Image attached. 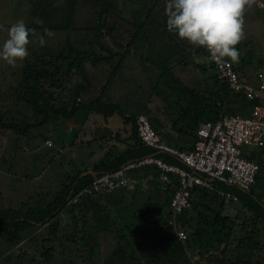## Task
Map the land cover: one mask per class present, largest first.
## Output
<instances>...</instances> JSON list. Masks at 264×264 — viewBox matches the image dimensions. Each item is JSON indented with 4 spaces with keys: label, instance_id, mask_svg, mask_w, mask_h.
<instances>
[{
    "label": "rangeland",
    "instance_id": "374dc122",
    "mask_svg": "<svg viewBox=\"0 0 264 264\" xmlns=\"http://www.w3.org/2000/svg\"><path fill=\"white\" fill-rule=\"evenodd\" d=\"M48 3L51 11L48 10ZM164 4L167 2L143 0L133 3V7L139 16L147 12L149 15L165 14ZM71 5L72 0H0V45L8 38L9 27L18 20H23L31 30L29 55L25 59L14 65L0 59V114L7 123L36 125L42 119L36 117L22 99V77L29 63L40 64L41 59L48 61L62 50L66 54L68 42L75 46L91 45L89 48L92 54L95 52L107 56V52L99 49L101 44L106 47L109 42L112 45H116L115 42L126 45L134 35V32L127 33V26L122 25L118 28L116 38L113 32L111 36L101 37L100 42L94 38V30L72 32V28L78 24L84 29H94L92 14L99 6L94 5L92 0H78V18L69 24L67 17ZM49 13V26H53L51 32L46 27ZM135 24L139 25V20L135 19ZM63 25L65 26L61 29L54 28ZM139 27H134L135 33L138 32L137 37L143 29ZM243 31V39L235 46L239 59L234 63L246 72H256L264 68V0H252L251 5L246 7ZM172 34L166 35L167 39L159 41L154 48L147 46L145 42V45L139 44L138 49L147 55L148 61H142L143 64L136 63L141 58L137 55L131 57L132 60L129 61L134 62L131 69L140 72L133 82L134 89L129 90L126 87L128 96H124L122 90H116L118 95L121 92V103L112 101L121 104L129 112L135 104L139 107L137 115H146L161 135L164 128H169L174 133V130L177 131L176 128L182 125L178 118L185 107L183 99H179L183 96L165 94V79L161 77L163 73H158L161 71L163 53H169L178 42L179 37ZM41 37L45 40L44 45L40 43ZM119 51L121 55L124 54V51ZM193 58L199 59L198 56ZM119 60L120 58L108 64L103 62L95 71L91 66L87 67L88 74L93 77V84L85 98L82 99L79 95L83 103H88L98 95L109 72L114 71ZM199 61L208 62V73L212 77L213 87L215 74L210 70L207 56H201ZM59 64L65 68V65ZM77 80L68 81L67 77H61L54 89H49L54 94L59 93V96L54 97V106H72L76 99L73 91ZM138 84L142 86L141 92L136 87ZM112 98L116 100V96ZM234 100L235 97L232 96L230 101ZM83 117V113H80L70 120L51 119L43 126L32 129L24 139L9 131L0 132V210L26 212L43 209L63 186L69 185L80 175L91 172L101 156L98 159L93 158L88 164L81 163V160L76 162L78 154L88 148L82 144L87 140L81 134L82 121H85ZM129 125L131 127L126 132L128 135L132 128ZM89 129L92 133L93 129ZM89 132H85V135H89ZM120 132L122 137L126 136L122 130ZM179 139L183 137L179 136ZM258 151L253 149L254 153ZM259 155L262 159L261 172L253 194L264 203V152ZM157 186L150 178H145L144 185L123 190V197H116L119 192L117 191L113 196H102L98 204L88 201L90 197L79 198L78 201L70 198L67 207L54 221L38 225L34 230L26 232L21 242L14 243L7 235L1 236L0 264H264V222L257 220L240 202L216 194H207L204 197L196 195L197 199L186 211L188 220L179 221L185 239L180 240L170 229V213L164 217L155 215L144 236L136 233L139 209L147 204L148 199L162 202L164 198L161 193L158 194ZM190 220L191 225H182ZM214 220L212 234L197 239L196 232L201 231L203 223L212 224ZM168 230L172 232L169 233ZM0 233L2 234L1 231ZM163 238H168L169 243L160 244Z\"/></svg>",
    "mask_w": 264,
    "mask_h": 264
},
{
    "label": "trees",
    "instance_id": "16d2710c",
    "mask_svg": "<svg viewBox=\"0 0 264 264\" xmlns=\"http://www.w3.org/2000/svg\"><path fill=\"white\" fill-rule=\"evenodd\" d=\"M95 1L99 2V4L101 5V11L99 13V25L95 33V38L98 42L101 37L105 35L111 36L113 33V29L107 28L105 24L106 18L110 13V4L107 0ZM76 5L77 0H72V5L71 7H69L70 15L69 17H67V20H69V24L73 21V13L75 12ZM66 28H69V26H67ZM137 34L138 32L134 34L131 42L126 46V53L134 46V43L137 40ZM89 47H91V45H89L88 47L82 46L79 49L69 46L67 48L66 54L62 50L63 52L60 51L55 56H51V59L48 61L41 59L40 64L29 63L22 77V99L25 105L32 110L33 114L36 117H41L42 119L36 125L21 126L13 122L7 123L0 114V132L11 131L15 133L18 138L24 139V137H26L32 129L43 126L51 119L60 118L70 120L80 113H83L84 117H87L90 114H95L100 115L104 119H107L114 115H118L125 123L132 125L131 138L133 140V145L129 149H126L120 155L114 154L110 156V154L106 153L103 160L96 164L91 170L92 174L86 175L84 173V176H82V174L74 179L69 185L63 186V188L56 194L53 200L48 202L43 209L28 210L26 212H20L13 209L0 210V231L2 232V234L0 233V237L7 235V237L14 243L21 242L23 240L24 234L28 231L34 230L38 225H45L49 222L54 221V219H56L59 214L67 207L69 196H75L77 192H79L83 187L87 186L91 181H93L98 175L102 173H107L119 169L122 165L126 164L129 161L155 154L157 157L162 158L167 163L179 166L181 165L179 161L172 157L161 153L158 154L152 149L144 147L137 138L134 116H127L119 105L109 104L104 101L107 87L114 79V72L109 74L105 85L101 88V91L93 100L89 101L88 103H83L81 99L78 100L79 95H81L80 98H85L88 91L92 87V81L90 79L91 74H88V71L86 70L87 67H95L97 64H102L103 62L108 64L111 62V58H113L114 56L104 46H100L99 49L101 51L107 52V56H102L100 55L101 53L98 54L95 52H93L92 54V50ZM87 49H89L90 51ZM59 63H61V65H65V68L60 67ZM210 70L214 71L212 66H210ZM61 77H67L68 81H74L75 78L78 79V82H75L76 86L73 91V95H75L76 99L74 100L70 108H68L66 105H63L61 107L54 106V97L59 96V93L54 94V91H49V89H54V86H56L55 84ZM214 80V86L212 87L211 93L208 98L200 96L199 93L194 89L180 88L181 94L188 101L186 106L182 108V114L179 116L178 122L184 125V128L188 131L187 133L189 134V136H191V144L194 140V133L196 132L200 124L207 122L215 123L223 115L226 114H240L243 116H247L249 114V109L253 105V103L247 102L242 96L238 94H233L226 86L220 84L216 79V75L214 76ZM83 81L85 82V84H83ZM232 96L235 97L234 101H230ZM224 110L226 112L223 113ZM154 129L156 130L155 127ZM188 149L183 148L181 150ZM262 152L264 151H258L256 153L252 152L250 156V159L255 161L259 166V173L256 178V184L261 172L262 159L261 157H259V154H261ZM146 172L147 170H144V172L142 173L143 175H145V177L146 175H148L146 174ZM149 174H152L154 178H157L158 176L157 172H154L152 170ZM215 186L221 191L233 194L238 199V202L243 205V208H245L249 213L253 214L257 220L264 222V203L261 201V199L257 198L253 194L255 187L250 192L246 193L236 188L228 187L225 185L215 184ZM175 188L176 186H172L168 188L167 191H162L161 195H163L164 197L162 198V202H158L154 199H148L147 204L145 203L139 209L136 216V221L138 222L136 233L144 236L147 233L148 227L151 225V219L155 215H159L161 217L167 215L169 216L170 212L168 209V205L170 197ZM159 192L158 194H160ZM113 194L105 196L110 197L113 196ZM197 194H199L198 197H204L207 194L215 195L206 190L196 189L192 193L191 204L195 199H197ZM102 196L104 195H95L94 197H90L88 201L98 204L100 203L98 201H101V198H103ZM186 213L187 212H184L179 217V221L181 219L188 220ZM205 220L208 221V219ZM214 223L215 220L212 224L203 223L201 231L196 232V238L200 239L211 235L213 229L212 225ZM191 224L192 223L190 220V222L186 221L182 225L188 226ZM192 227L194 228L195 225L193 224ZM168 231L169 233L172 232V230ZM163 239L164 240L160 244L164 245L169 243L168 238ZM122 264L125 263L122 262Z\"/></svg>",
    "mask_w": 264,
    "mask_h": 264
},
{
    "label": "built area",
    "instance_id": "2783aa9c",
    "mask_svg": "<svg viewBox=\"0 0 264 264\" xmlns=\"http://www.w3.org/2000/svg\"><path fill=\"white\" fill-rule=\"evenodd\" d=\"M201 48L218 82L233 94L253 103L249 114H226L215 123L200 124L188 150L164 142L149 118L143 114L137 115L135 126L140 143L158 154L176 159L181 165L167 163L156 154L144 156L127 162L119 169L98 175L75 196H71L73 201L95 195H111L144 185L145 180L140 174L144 170H152L157 172V178L150 177L151 174L147 177L157 183L163 192L176 186L168 205V223L181 240L186 236L181 230L179 217L190 209L194 190H206L238 202L233 194L219 190L215 184L246 193L255 187L259 166L250 156L253 149L264 151V69L255 73L256 85L253 86L240 77L230 58H214L206 48Z\"/></svg>",
    "mask_w": 264,
    "mask_h": 264
},
{
    "label": "crops",
    "instance_id": "0c3cea01",
    "mask_svg": "<svg viewBox=\"0 0 264 264\" xmlns=\"http://www.w3.org/2000/svg\"><path fill=\"white\" fill-rule=\"evenodd\" d=\"M92 1L94 5L99 6L97 9L94 10V13L92 14V22H93L92 26L94 27V29L89 28V27L84 29L80 27V24H78V26H75L72 28V32L73 31H83V30L87 31L88 29L94 30L93 36L95 38V33H96L95 30L97 29L96 27H98L99 25V13L101 11V5L99 4V2H96L95 0H92ZM107 1L110 4L111 9H110V13L108 17L106 18L105 24L107 28L113 29V32H114L113 36H115V38L118 35V28H120L121 25L127 26L126 32L129 34L131 32H134L133 34H135L134 27H139V26H140L139 28L143 27L142 31L140 32V36L137 37V40L134 43V46L127 53H126V46L131 42L134 35L131 37V40L128 43L126 42V45H122L120 42H115L116 45L114 44L112 45V43L109 42L108 47H106L105 44L103 45L107 49L111 47L110 49H108L109 52L114 55L113 58H111V62H115L116 59L120 58V60L116 63L117 66L115 65L113 69L115 76L112 82L107 87L104 101L106 103L109 102V104L119 105L127 116H137L139 107H136L135 104H133L132 105L133 107H131L133 108V110L129 112L126 109H124L121 104L113 103V102L121 103V100H120L121 92H118L119 93L118 95L115 93V91L122 90L124 96H128V93H126L128 92L127 88L129 90L134 89L133 82L137 79V76L140 75V72L137 69H131V64L134 62H130L129 60H132L131 57H134L133 55H137L141 58V60L136 63L143 64L142 61L143 62L148 61L147 55L143 54L141 52L142 50L138 49L139 44L145 45L146 43L147 46L150 45L152 48H154V45H156L159 41H162V40L165 41L167 39L166 35L170 36L173 34L172 32L167 30L166 12L165 14L157 13V14H152V15L151 14L149 15L147 12V14H140L139 16V13L135 11L136 8L133 7V3L136 4L143 0H107ZM162 2L166 3L167 0H162ZM48 6H49L48 10L51 11V6L49 3H48ZM163 7H166V4H164ZM42 8H43V13H44V7ZM77 8L78 7L76 5L75 12L73 13V19L78 18ZM69 15H70V12L68 14V17ZM135 19L139 20V25L135 24ZM50 23H51V16L49 13L48 19H47V26H46L49 32L53 31L52 30L53 26H49ZM65 25L54 26V28L59 27L58 29H61ZM107 25H110V26H107ZM175 37H178V36L175 34ZM66 46L67 48L69 46H72L76 49H79L82 47L80 45L75 46L71 42L66 43ZM115 48H118V50H116ZM171 49L172 50L169 53L167 52L163 53L162 64H160L162 65L160 67L161 71L158 72L159 74L163 73L161 77L165 79L164 88L167 89V92L165 94L169 95L170 93L173 96L175 95L176 97H179L182 95L180 92V88L194 89L195 91L199 93L200 96H204L205 98L206 97L208 98L212 90V79H211L210 74L208 73V62L203 63L199 61L201 56L206 57L202 48L199 46H193L189 44L187 41L178 38L177 44L173 46ZM119 50L124 51V54L121 55ZM44 51H48V50L45 49ZM194 56L195 57L198 56L199 59L193 58ZM99 65H101V63L97 64L95 68L92 67V69H94L93 71L97 70L96 67H98ZM261 69H264V68H260L257 71ZM237 70L240 74V77L243 80H246L247 82L251 83L253 86L256 85L255 73L257 71L256 72H246L244 69H241L240 66L237 67ZM107 71H108V67H107ZM113 72H109V74ZM90 79L93 84V77L91 76ZM136 87L139 89L140 92L142 91L141 84L136 85ZM111 95L116 96V100H113V98L111 99L112 97ZM179 99H183V102L185 104L184 106H186L188 100L184 97H179ZM114 116H118V115H114ZM83 120L85 121L84 122L82 121L83 131L81 132V134L82 136L87 137V140L85 142L83 141L82 144L84 143V145H87L88 148L86 149L85 152L81 151V153L78 154L79 156L76 157V162L81 160V163L88 164L89 161L91 162L93 161V158L98 159L100 156H101L100 161H102L106 153L110 154V156L114 154L120 155L126 149H129L133 145V140L131 138L132 128H131V133L129 135L126 134L128 127L130 128L131 126L125 123L121 117L118 116V118L114 119V117L112 116L107 119H104L100 115L90 114L87 117H83ZM90 127L93 129L92 133L88 131L90 130L89 129ZM180 127L176 128L177 131L174 130L176 134L174 132H171L169 128H166V129L164 128L163 130H161L162 135L160 134L159 131L158 133L161 136L162 140L166 142L167 144L175 146L176 148L188 149L192 145L190 143L191 136H189V134L187 133L188 131L184 128L183 124L180 125ZM120 130H122V132L125 133L126 136L122 137L120 135L121 133ZM85 132H89V135H85ZM179 136L183 137V139L180 140ZM113 140L115 141V143L111 144ZM149 173H151V171L146 172V174L148 175ZM151 177H153V175ZM142 178L145 180V178H148V177L147 176L145 177V175H143ZM146 181L149 182L148 179ZM158 189L160 191L159 193L162 194V190L159 187ZM124 193L125 191L121 190L116 193V197L119 196L121 198L123 197ZM116 201H119V199H117Z\"/></svg>",
    "mask_w": 264,
    "mask_h": 264
},
{
    "label": "clouds",
    "instance_id": "9594fccd",
    "mask_svg": "<svg viewBox=\"0 0 264 264\" xmlns=\"http://www.w3.org/2000/svg\"><path fill=\"white\" fill-rule=\"evenodd\" d=\"M252 0H167V30L193 46L204 47L214 58L239 59L235 47L244 37V12ZM30 28L18 20L0 45V59L14 65L29 55ZM41 45L45 44L43 37Z\"/></svg>",
    "mask_w": 264,
    "mask_h": 264
},
{
    "label": "water",
    "instance_id": "95a60500",
    "mask_svg": "<svg viewBox=\"0 0 264 264\" xmlns=\"http://www.w3.org/2000/svg\"><path fill=\"white\" fill-rule=\"evenodd\" d=\"M85 174H86V175H87V174L89 175V174H92V172H87V173H85ZM85 174H83L82 176H84ZM82 176H81V177H82ZM70 198H71V195L69 196L68 201L70 200Z\"/></svg>",
    "mask_w": 264,
    "mask_h": 264
}]
</instances>
